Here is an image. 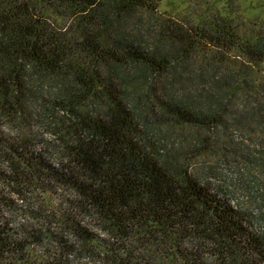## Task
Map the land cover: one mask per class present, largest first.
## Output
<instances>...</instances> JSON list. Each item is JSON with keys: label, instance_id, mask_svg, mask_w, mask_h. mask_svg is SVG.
I'll use <instances>...</instances> for the list:
<instances>
[{"label": "trees", "instance_id": "trees-1", "mask_svg": "<svg viewBox=\"0 0 264 264\" xmlns=\"http://www.w3.org/2000/svg\"><path fill=\"white\" fill-rule=\"evenodd\" d=\"M160 1L0 0V264H264V30Z\"/></svg>", "mask_w": 264, "mask_h": 264}, {"label": "rangeland", "instance_id": "rangeland-1", "mask_svg": "<svg viewBox=\"0 0 264 264\" xmlns=\"http://www.w3.org/2000/svg\"><path fill=\"white\" fill-rule=\"evenodd\" d=\"M162 19L178 20L181 24H185L188 28L187 20L197 21L200 17L211 16L213 13L219 12L222 15L230 13L234 15L233 17H238V26L242 30L252 29L264 30V0H161L158 8ZM254 77L256 78V88L254 90L258 91V88L262 85L261 89L264 87V64L261 65L255 72ZM263 100V96H260L259 100ZM197 133L200 132L192 128L183 129H172V134L179 135L181 132ZM227 134V132H226ZM226 136V135H224ZM232 141H224L223 146L228 149L224 152H220V148L215 146H206L205 150L203 148L202 155H197L195 157L196 163L199 167L210 168L214 177H220L223 173H229L234 170L237 165H239V159L246 157L245 151L251 150L252 155L257 154L256 147L250 143V139L241 136L240 134H232ZM221 144V143H220ZM221 146V145H220ZM255 152L253 151V147ZM236 147V148H235ZM213 150V151H212ZM251 168H255L254 165L249 163ZM197 166V167H198ZM256 176L261 177L257 172ZM222 179V178H220ZM253 185L251 193L256 197V207L259 205H264V178H259ZM245 195V194H244ZM243 194L232 191L228 195L230 203L233 205L243 204L242 197ZM253 208V207H252ZM254 212L256 210H253ZM252 214H254V212ZM255 229L260 228L259 222L253 225ZM77 264H99L90 259L79 260Z\"/></svg>", "mask_w": 264, "mask_h": 264}]
</instances>
